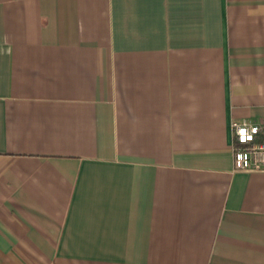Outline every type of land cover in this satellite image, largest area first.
Listing matches in <instances>:
<instances>
[{
    "label": "crops",
    "instance_id": "crops-1",
    "mask_svg": "<svg viewBox=\"0 0 264 264\" xmlns=\"http://www.w3.org/2000/svg\"><path fill=\"white\" fill-rule=\"evenodd\" d=\"M241 122L264 0H0V264H264Z\"/></svg>",
    "mask_w": 264,
    "mask_h": 264
},
{
    "label": "built area",
    "instance_id": "built-area-1",
    "mask_svg": "<svg viewBox=\"0 0 264 264\" xmlns=\"http://www.w3.org/2000/svg\"><path fill=\"white\" fill-rule=\"evenodd\" d=\"M262 127H264V122L233 124L231 152L235 171L255 172L264 167V143L256 141Z\"/></svg>",
    "mask_w": 264,
    "mask_h": 264
}]
</instances>
